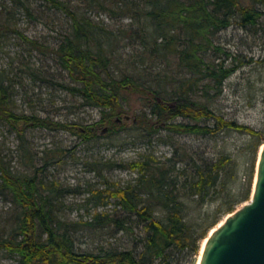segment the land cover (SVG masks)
<instances>
[{
  "label": "trees",
  "instance_id": "16d2710c",
  "mask_svg": "<svg viewBox=\"0 0 264 264\" xmlns=\"http://www.w3.org/2000/svg\"><path fill=\"white\" fill-rule=\"evenodd\" d=\"M47 1L68 17V32L55 47L23 34L21 38L32 50L53 56L74 83L66 89L82 98L85 106L99 109L102 117L79 126L18 114L8 108L12 93L0 74V120L20 135L44 128L69 132L84 142L94 140L104 127L113 131L120 117L127 115L122 101L134 93L149 109L136 117L148 133L165 129L181 136L206 137L231 130L257 138V150L264 143V130L227 120L211 109V101H199L202 94L220 97L228 79L253 63V58L230 52L221 34L230 29L248 31L252 36L264 32V0H87L97 2L103 10L109 9L107 2H130L122 15L139 22L136 33L143 46L139 56L144 70L136 73V78L125 74L120 79L110 74L117 58L113 33L80 16L67 1ZM9 30L0 23V38ZM178 119L194 123H177ZM209 120L214 121L213 126L200 124ZM173 160H140L125 165L138 173L136 185L115 186L114 191L107 188L106 198L100 191L93 194L102 200L96 207H106L111 197L116 199V207L96 211L91 220L72 222L58 215L59 188L47 187L39 176L48 167L47 160L42 168L32 164L34 172L28 174L13 172L0 157V196L8 197L18 209L8 236L0 240V250L16 257L18 264H172L176 253L190 250L199 255L201 243L221 216L250 200L253 178L244 196L219 216L210 221L202 215L189 222L166 169ZM228 161L224 157L211 167L196 166L191 188L201 204L211 196ZM157 207H161L160 212ZM89 231H108L114 238L122 234L131 241L122 244L119 238L118 244L101 247L99 252L77 250V235Z\"/></svg>",
  "mask_w": 264,
  "mask_h": 264
},
{
  "label": "rangeland",
  "instance_id": "374dc122",
  "mask_svg": "<svg viewBox=\"0 0 264 264\" xmlns=\"http://www.w3.org/2000/svg\"><path fill=\"white\" fill-rule=\"evenodd\" d=\"M63 1L69 2L80 16L102 26L117 38L114 45L117 58L110 67L113 77L120 79L130 74L136 78V73L144 70L139 56L143 53V46L136 33L139 22L129 15H122L125 5L130 2H107L110 7L103 10L95 5L97 2ZM0 23L11 29L0 38V74L12 93L8 102L10 110L79 126L101 119L99 109L85 106L82 98L66 89V86L74 83L54 57L32 50L21 38L23 34L55 47L70 27L65 14L52 7L47 0H0ZM221 39L234 55L253 58L254 61L228 79L220 97L212 99L213 93L208 96L202 94L199 101H211L209 105L217 115L262 131L264 32L252 36L248 31L230 29L221 34ZM157 70L158 67L154 69L155 72ZM122 104L127 115L120 117L121 122L114 130L104 127L96 139L88 142L69 132L44 128L29 129L20 135L0 120V157L13 172L28 174L34 172L32 164L42 168L47 160L49 165L39 176L47 187L59 188L58 215L72 222L91 220L96 211L102 213L113 210L117 202L115 198L108 199L106 207H96L95 204H100L102 200L93 194L100 191L106 198L107 188L114 191L116 187L136 185L138 173L125 165L140 160L166 162L167 159H174L167 164L166 169L170 171L172 189L180 194V200L184 202L189 222L202 215L213 220L244 196L251 178L254 187L258 158L264 144L257 150V138L231 130L206 137L181 136L165 129H160L158 133H148L139 126L136 118L144 110L149 113L146 103L131 93ZM176 122L194 123L186 119H178ZM200 124L213 126L214 121H203ZM224 157L230 161L222 170L220 181L211 196L201 204L198 196L192 195L194 190L191 188L196 166L211 167ZM246 202L237 205L233 212ZM160 208L157 207L158 212ZM17 212V207L8 197L0 196V240L8 236ZM230 214L222 215L220 223ZM111 236L108 231L80 233L75 242L76 248L80 251L99 252L101 247L118 244L119 238L122 244L131 241L122 234L118 238ZM199 255L194 256L190 250L176 253L172 264H197ZM0 264L18 263L16 257L0 250Z\"/></svg>",
  "mask_w": 264,
  "mask_h": 264
},
{
  "label": "water",
  "instance_id": "95a60500",
  "mask_svg": "<svg viewBox=\"0 0 264 264\" xmlns=\"http://www.w3.org/2000/svg\"><path fill=\"white\" fill-rule=\"evenodd\" d=\"M261 148L251 199L210 232L200 264H264V144Z\"/></svg>",
  "mask_w": 264,
  "mask_h": 264
},
{
  "label": "bare ground",
  "instance_id": "6f19581e",
  "mask_svg": "<svg viewBox=\"0 0 264 264\" xmlns=\"http://www.w3.org/2000/svg\"><path fill=\"white\" fill-rule=\"evenodd\" d=\"M261 150H262V148H261ZM219 225H220V224H219ZM219 225H218V226H219ZM205 243H206V240H204V242H203L202 249H201V252H200V255H199V259H198V263H197V264H200L201 255H202V252H203V249H204Z\"/></svg>",
  "mask_w": 264,
  "mask_h": 264
}]
</instances>
